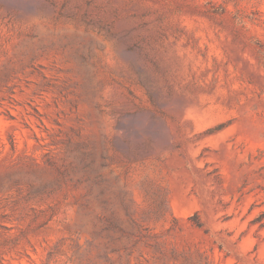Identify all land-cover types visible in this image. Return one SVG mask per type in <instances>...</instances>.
I'll use <instances>...</instances> for the list:
<instances>
[{"label":"rangeland","instance_id":"obj_1","mask_svg":"<svg viewBox=\"0 0 264 264\" xmlns=\"http://www.w3.org/2000/svg\"><path fill=\"white\" fill-rule=\"evenodd\" d=\"M0 264H264V0H0Z\"/></svg>","mask_w":264,"mask_h":264},{"label":"trees","instance_id":"obj_2","mask_svg":"<svg viewBox=\"0 0 264 264\" xmlns=\"http://www.w3.org/2000/svg\"><path fill=\"white\" fill-rule=\"evenodd\" d=\"M136 137L137 139H143L144 137H141V134L138 132H136ZM129 139L128 138H124V142L125 141H128ZM97 184V180L96 179H93L91 182H89V185H88V190H87V198H86V205L90 206V204L92 203V199L95 198L96 195H94V192H95V185ZM100 217V216H99ZM100 221L102 223H106V225H104L102 228H106L107 225L109 224L110 226L112 225L113 226H117L119 228L122 227V225L117 221V220H112L110 219L109 217H106V216H101L100 217Z\"/></svg>","mask_w":264,"mask_h":264}]
</instances>
